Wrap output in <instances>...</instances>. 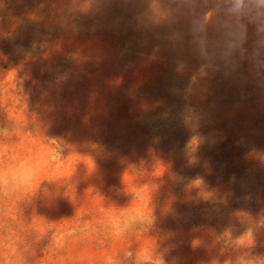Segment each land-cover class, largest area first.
<instances>
[{"label": "rangeland", "instance_id": "rangeland-1", "mask_svg": "<svg viewBox=\"0 0 264 264\" xmlns=\"http://www.w3.org/2000/svg\"><path fill=\"white\" fill-rule=\"evenodd\" d=\"M234 4L0 0V264H264V7Z\"/></svg>", "mask_w": 264, "mask_h": 264}, {"label": "clouds", "instance_id": "clouds-1", "mask_svg": "<svg viewBox=\"0 0 264 264\" xmlns=\"http://www.w3.org/2000/svg\"><path fill=\"white\" fill-rule=\"evenodd\" d=\"M255 3L261 7H264V0H255ZM243 4V0H235V4H234V9L236 10L238 9L240 6H242ZM155 6V5H154ZM157 264H163V261L160 260L157 262Z\"/></svg>", "mask_w": 264, "mask_h": 264}]
</instances>
